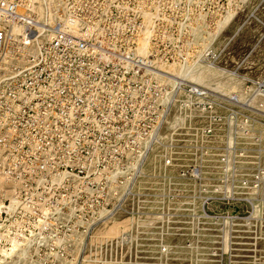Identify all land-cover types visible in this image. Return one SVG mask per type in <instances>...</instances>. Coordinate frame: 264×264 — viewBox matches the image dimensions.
Instances as JSON below:
<instances>
[{"label":"rangeland","instance_id":"obj_1","mask_svg":"<svg viewBox=\"0 0 264 264\" xmlns=\"http://www.w3.org/2000/svg\"><path fill=\"white\" fill-rule=\"evenodd\" d=\"M17 1L35 32L0 52V264H264L258 222H202L199 175L202 103L226 97L264 165V0ZM58 29L85 50L34 62Z\"/></svg>","mask_w":264,"mask_h":264},{"label":"built area","instance_id":"obj_2","mask_svg":"<svg viewBox=\"0 0 264 264\" xmlns=\"http://www.w3.org/2000/svg\"><path fill=\"white\" fill-rule=\"evenodd\" d=\"M33 23V19L22 11L17 0H0V52L8 46L10 41L26 45L29 40H33L28 38L34 36ZM11 25L19 26L21 32L9 33L6 27ZM56 31L50 42L40 43L39 47L44 51L31 56L34 62L39 58L42 59L48 51H55L56 55L63 50H66L68 54L82 53L85 50L82 48V42L76 41L74 36H68L59 29ZM40 62L32 67L36 76L42 77L43 69L37 70ZM234 104L235 99L232 97H226L218 105L210 102L202 103V115L205 114L209 119L221 118L218 127L208 120L207 124L200 129L202 156L200 155L199 175L203 198L202 222L205 225L215 224L219 232L228 223L231 230L233 228L232 232H236L239 220L244 222L255 220L258 223L254 225V229L259 233L256 237L257 243L264 245V224L262 223L264 206L261 203L256 204L255 210L253 209L254 192L264 190V187L260 186V183L264 182V165L258 166L255 173L252 171L247 154L249 149L247 140L250 139L251 127L250 113L243 110L238 116ZM216 106L225 107L223 114H215L213 109ZM241 106L249 109L246 102ZM238 135L244 137L243 148L237 146ZM238 149L240 151H237Z\"/></svg>","mask_w":264,"mask_h":264},{"label":"bare ground","instance_id":"obj_3","mask_svg":"<svg viewBox=\"0 0 264 264\" xmlns=\"http://www.w3.org/2000/svg\"><path fill=\"white\" fill-rule=\"evenodd\" d=\"M189 75V74H188ZM115 227V226H114ZM110 228V227H109ZM116 229V228H115ZM109 230V229H108ZM110 230H112V228H110Z\"/></svg>","mask_w":264,"mask_h":264}]
</instances>
